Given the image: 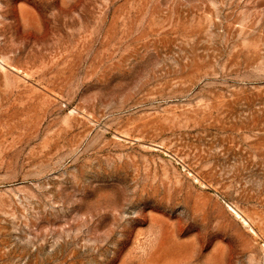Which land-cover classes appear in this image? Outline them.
<instances>
[{
    "label": "rangeland",
    "instance_id": "1",
    "mask_svg": "<svg viewBox=\"0 0 264 264\" xmlns=\"http://www.w3.org/2000/svg\"><path fill=\"white\" fill-rule=\"evenodd\" d=\"M0 264H264V0H0Z\"/></svg>",
    "mask_w": 264,
    "mask_h": 264
}]
</instances>
